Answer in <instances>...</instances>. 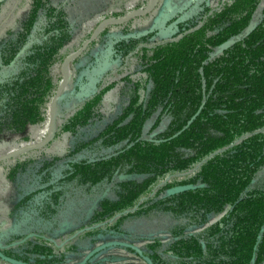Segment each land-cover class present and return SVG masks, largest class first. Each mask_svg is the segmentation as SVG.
<instances>
[{"label":"trees","instance_id":"obj_1","mask_svg":"<svg viewBox=\"0 0 264 264\" xmlns=\"http://www.w3.org/2000/svg\"><path fill=\"white\" fill-rule=\"evenodd\" d=\"M12 2L0 0V19ZM19 7L22 13L0 31V139L15 144L38 141L32 129L47 120L65 75L59 63L74 50L66 49L77 30L61 3L20 0ZM188 8L166 40H157L156 29L131 34L128 24L117 37L103 30L100 44L108 43L114 64L127 62V69L100 80L58 120L55 138L68 135L63 155L42 149L8 166L0 203L12 228L0 241L34 236L2 250L4 256L73 264L107 236L138 225L133 233L152 235L148 264H264V0H222L215 8L192 0ZM250 23L249 35L217 52ZM94 45L70 64L72 81L94 64ZM107 94L112 102L104 106ZM160 121L161 140L144 133L147 123ZM182 185L200 187L168 194ZM67 222L74 238L62 249L46 241L61 236Z\"/></svg>","mask_w":264,"mask_h":264},{"label":"rangeland","instance_id":"obj_2","mask_svg":"<svg viewBox=\"0 0 264 264\" xmlns=\"http://www.w3.org/2000/svg\"><path fill=\"white\" fill-rule=\"evenodd\" d=\"M128 1L129 0H124L119 5L113 6L112 8H110V10L107 11L106 16L107 17H121V16L129 13L132 10L143 8L146 5V3L148 2V0H139V2H137L131 9L126 10L124 8V5ZM184 1L187 4L191 3L190 2L191 0H184ZM184 1H183V4H184ZM201 1L206 3L208 6L215 8L218 6V4L222 0H201ZM19 3H20V0H13V2L11 4L10 11L8 13H6V15L0 19V31L4 27L7 26L12 15H15L16 12L20 13V14L22 13L21 7H19ZM181 3L182 2L180 0L179 4H181ZM183 4L180 5V7L177 6L173 10L172 14L170 16H167V17L161 16L158 12H156L154 14V16H152V18H151L152 21L150 20L151 22H148V23L141 25L140 29H138L136 27L133 28L131 21H130L127 23L128 24L127 30L131 31V34H133V33L139 34V33H143V32H146L148 30H151V29H156L158 31L157 40H159V41L166 40V39L170 38L171 35L173 34V32L175 31L174 27L170 26L171 23L176 18H181L182 16H187L188 11L190 10L188 7L184 9L185 5H183ZM107 17H105V18H107ZM92 20L93 19H91V18L85 19V20L81 21V23L78 25V27L82 30L81 33L82 32L85 33L86 38L90 35L91 31L94 28V21H92ZM87 22L92 23L91 30H89L90 33H88V34H87L88 28H87V24H86ZM120 29L121 28H118L117 30L109 32L108 35H110L112 37H117V36H119ZM82 42L78 45H74V43H72L66 50L69 51L71 49H74V50L78 49L80 47V45L82 44ZM106 48H109V45L104 47V49H106ZM103 53H102V55H103ZM82 64H83V59H80L78 62V65L82 66ZM114 65L115 64H112V62H110V61H107V63H106V60L104 58H103V61L99 58L97 60H94V64L89 69H83L80 71V73L77 76H75V78H74L75 82L73 81V86L75 88V86L77 85L76 86L77 90H73V88H72V91L70 93H67L65 95L63 94L61 99H63V98L64 99L61 101L60 106L63 107L65 105H67L69 101H70V105H75V104L83 101L85 98H87L91 94H93L97 89V87H96L97 83L103 79L104 74H106V73L109 74L108 72L113 69ZM110 73H112V71ZM72 75H73V70H72ZM57 82H58V79L55 80L56 84H57ZM111 102H112L111 101V94H107L104 98V104L106 106H108L109 103H111ZM46 126H47V123H44L40 127L32 129L34 131L35 136L38 138V140L43 139L44 134H45V130H46ZM39 129H44V131H40ZM32 132L30 131L28 133L32 134ZM61 137H62V135H60L53 142V144L50 147H48L46 150H51L52 147L55 146L56 143L60 142ZM27 143H29V142H27ZM27 143L20 142V143L15 144V141L13 139L1 138L0 139V155L11 150V149H13V148L20 146L21 144H27ZM58 148H59L58 151L61 154L65 152V149H66L65 146L63 147V149L60 146ZM11 164H13L12 161L0 163V193H2V194L5 191L4 190L5 189V175L7 173L8 166H10ZM5 213H6L5 206L0 203V234L4 233V232H6L12 228V223H11V221H9L6 218ZM67 223H69V222H67ZM73 230L74 229H70L66 234L58 236L56 238H48V239H46V241H48L51 244L62 249L69 240L74 238V234H71L73 232ZM87 250L85 252H83L79 257L72 258L71 263H73V264L79 263L80 260L82 259L81 257L83 256V254H85L87 252ZM110 255H114L115 257L119 258V260L121 262H127L128 260H130V257L128 255L125 256V253L123 251H121L120 249H118L116 246H111V247L105 249L104 251H101V253H99L96 256V258H97V261L102 264L104 259H105L104 262L105 263L107 262L106 261L107 258L103 259V256L108 257ZM120 261L117 264L121 263ZM0 263L8 264V263H5L1 260H0Z\"/></svg>","mask_w":264,"mask_h":264},{"label":"water","instance_id":"obj_3","mask_svg":"<svg viewBox=\"0 0 264 264\" xmlns=\"http://www.w3.org/2000/svg\"><path fill=\"white\" fill-rule=\"evenodd\" d=\"M157 1L158 0H148V2L146 3V5L143 8L132 10L129 13H127L121 17L104 18L99 23H97V25L91 31L90 35L82 42V44L80 45V47L77 50L69 53L68 55H66L62 59V61L60 63V68L63 72H65V75L59 81L56 89L54 90L53 96L50 99V103L48 105L47 120H46L47 126H46V131H45L43 139L37 143H27L24 146H18L16 148H13V149L1 154L0 155V163L7 162V161H13L14 159H16L22 155H25L27 153L42 150L55 139L56 133H57L58 120L63 119L65 117V113H60L58 111V103H59L60 99L62 98V95L64 94L66 86L71 81V74L68 73V71L66 72L68 65H70L76 59H78L88 49V47L100 37V34L103 32V30L105 28H107V27H121V26L127 24L128 22H130L134 19L142 18V17L149 15L150 13H152L155 10V8L157 6ZM185 18H186V16H182L181 18H176L171 23L170 26L174 27V30L176 31L177 26L183 20H185ZM254 27H255V23H250L248 25V27L246 28V30L244 31L243 35H239L234 39H229V40L225 41L224 43H222L218 47L217 52H222V51L226 50L231 45H233L236 41L240 40L241 37H245V36L249 35L250 32L253 31ZM202 106H203V104L198 109V111L195 113V115L188 121V123L186 124L185 127H188L192 123V121L199 115ZM123 177L129 178V177H131V175H127V176H123ZM197 187H200V186H194V185L176 186V187L170 189L168 191V194H177V193L185 192L187 190L196 189ZM70 229H71V223H63L61 225L60 229L58 230V234L64 235ZM33 236H34V234H29L26 237H24L23 239H21L20 241L14 242V243L10 244L9 246H13V245H17L19 243H23L25 240H27L28 238H31ZM111 246L127 247V248H130V249L134 250L135 252H138L139 254H141V251L137 247H135L131 244H128V243H124L122 241L113 240V241L100 243V244L94 246L93 248H91L90 250H88L87 253H85L84 257L80 260V262L78 264H87L95 255L99 254L101 251H104L105 249H107ZM6 247H8V246H3L0 244V260L1 261L8 263V264H28V263H23V262H20V261H17V260H14L12 258L4 256L3 253L1 252V250L6 248Z\"/></svg>","mask_w":264,"mask_h":264},{"label":"crops","instance_id":"obj_4","mask_svg":"<svg viewBox=\"0 0 264 264\" xmlns=\"http://www.w3.org/2000/svg\"><path fill=\"white\" fill-rule=\"evenodd\" d=\"M55 3H61L64 5V8L68 14L69 20L76 25L77 30H76V35L74 38V45H78L80 44L82 41H84V39L86 38L85 33H81V29L78 27V25L81 23V21L85 20V19H93L92 21H94V27L95 25L101 21L102 19H104L105 17H107V11L110 10V8H112L113 6H117L119 5L122 1L124 0H53ZM180 0H158L157 1V6L155 8V10L150 13L149 15L142 17V18H138V19H134L131 21L132 27L133 28H138L140 29V26L151 22L152 21V16H154V14L156 12H158L161 16H170L173 12V10L178 6L180 7V5L183 4L184 0H181V4H179ZM137 2V0H129L127 3V6H132ZM192 3V0L190 1ZM191 3L187 4L184 1L185 8L190 7L189 5H191ZM151 20V21H150ZM108 31L107 34L109 32H112L114 30H117L118 28H122V27H107ZM120 32V31H119ZM80 35V36H79ZM111 37V36H110ZM112 38V37H111ZM110 38V39H111ZM76 40V41H75ZM109 44L107 43L104 47L108 46ZM103 45L100 44V40L98 39L97 42H95V45L93 46L92 49L93 50V54L95 56V60H97L98 58L101 59L103 61V58L107 61L112 62V64H114L113 60H112V54L110 51V48H106L104 49ZM104 52V53H103ZM103 53V55H102ZM115 66H113V71L112 73H109L106 78L107 79H114V78H118V74L116 73ZM86 69V68H84ZM89 69V68H87ZM55 144V143H54ZM51 146V145H50ZM61 147L63 149V147L65 146L67 149L68 146V135L63 134L60 142L56 143L55 146L52 147V151H56L59 155H63L64 153H60L58 151V147ZM65 149V151H66ZM2 264V263H0Z\"/></svg>","mask_w":264,"mask_h":264},{"label":"flooded vegetation","instance_id":"obj_5","mask_svg":"<svg viewBox=\"0 0 264 264\" xmlns=\"http://www.w3.org/2000/svg\"><path fill=\"white\" fill-rule=\"evenodd\" d=\"M88 33H90V32H87V34ZM100 38V37H99ZM98 38V39H99ZM98 39L95 41V42H97L98 41ZM94 42V43H95ZM75 50H77V49H75ZM75 50H73V51H75ZM73 51H71V52H73ZM71 52H69V53H71ZM68 53V54H69ZM67 54V55H68ZM84 54V53H83ZM82 54V55H83ZM81 55V56H82ZM61 63V62H60ZM60 63H59V65H60ZM72 68V67H71ZM117 69H119L120 71H123V70H126L127 69V62H125L123 65H122V67H119V68H117V66H115V71L117 70ZM117 73V72H116ZM108 74L106 73V74H104V77H103V79L101 80V82L102 83H104L105 81H107V80H109V79H107L106 78V76H107ZM72 81V80H71ZM70 81V82H71ZM59 83V82H58ZM72 83V86H73V81L71 82ZM58 85V84H57ZM97 85H98V83H97ZM97 85H96V87H97ZM73 90H76V87L74 88V86H73ZM97 90V89H96ZM96 92V91H95ZM94 92V93H95ZM92 95V94H91ZM105 98V97H104ZM64 99V98H63ZM63 99H60V101H59V103H58V111L60 112V113H65V117L67 116V114L69 113V111L71 110V109H73L74 107H76L77 106V104H79V103H77V104H75V105H70V101L68 102V104L67 105H65V106H63V107H61L60 106V104H61V101L63 100ZM66 100V99H65ZM66 103V102H65ZM64 104V103H63ZM103 105L105 106V104H104V100H103ZM69 106V107H68ZM60 109V110H59ZM48 111V110H47ZM64 117V118H65ZM63 118V119H64ZM62 119V120H63ZM46 123V122H45ZM153 124H154V122L153 123H151V124H149V123H147L145 126H144V133L146 134H148L152 139H154V140H161L160 139V135H162L163 133H164V130H165V123L163 122V121H160L159 123H158V125L156 126V127H154L153 128ZM46 131V130H45ZM58 138V137H57ZM57 138H55L49 145H47L44 149H47L48 147H50V145H52L53 144V142L57 139ZM25 145V144H24ZM67 150V149H66ZM66 152V151H65ZM8 162V161H7ZM12 162H14V160L12 161ZM127 175H131V177H127V178H124L123 176H127ZM118 177L120 178V179H123V180H131V179H135L137 176L136 175H133V174H122V175H118ZM169 179H170V177L168 176L167 178H166V180L165 181H163V183H162V185H164L165 183H167V181H169ZM160 188V185H159V187H158V189ZM174 188V187H173ZM157 189V188H156ZM155 191L156 190H153V191H151L150 192V194H149V196L148 197H150V196H153L154 195V193H155ZM178 194V193H177ZM168 195V194H167ZM169 195H172V194H169ZM107 196V192H103V193H101L100 195H99V197H97V199L96 200H94L93 201V205H92V209H95L98 205H99V203L105 198ZM146 197H142V199L141 200H143V199H145ZM135 208V207H134ZM133 208V209H134ZM132 209V210H133ZM128 211V210H127ZM213 221V218H210V222H212ZM12 223V222H11ZM69 223H71V222H69ZM140 225H144L143 223H141ZM137 226L138 225H135V227L137 228ZM155 226V228L157 229V230H160V231H162V230H164V225H162V226H160V227H158V224H155L154 225ZM73 225H72V223H71V229H73ZM136 228H126V229H124L125 231H129V232H123V233H120V234H114V235H109V236H107L106 237V239L104 238L103 239V241H101L100 243H103V242H108V241H113V240H117V241H122V242H124V243H128V244H131V245H133V246H135V247H137L140 251H141V254H139L138 252H135L134 250H132V249H130V248H127V247H117L118 249H120L121 251H123L124 253H125V256H129L130 257V260H128L127 262H121L120 260H119V258H117V257H115L114 255H110V256H103V259L104 258H107L106 259V263L104 262L105 261V259H104V261H103V263L102 264H117L119 261L121 262V263H119V264H125V263H136V264H148V260L146 259V256H145V245H146V242H147V240H150L151 238H152V235H141V234H136V233H133L134 231H136ZM100 243H98V244H100ZM0 244L1 245H3V246H8V247H6V248H4V249H2V250H6V249H9V248H12L13 246H9L10 244H12V243H10V244H3L1 241H0ZM97 244V245H98ZM1 250V251H2ZM87 253V252H86ZM85 255V254H84ZM84 255L82 256V258L84 257ZM97 256V255H96ZM96 256H94L92 259H94V258H96ZM91 259V260H92ZM90 260V261H91ZM89 261V262H90ZM93 262H96V263H94V264H101V263H99L98 261H97V258L95 259V260H92V263ZM78 264V263H77Z\"/></svg>","mask_w":264,"mask_h":264},{"label":"built area","instance_id":"obj_6","mask_svg":"<svg viewBox=\"0 0 264 264\" xmlns=\"http://www.w3.org/2000/svg\"><path fill=\"white\" fill-rule=\"evenodd\" d=\"M137 2H139V0H138ZM137 2H136V3H137ZM127 3H128V2H127ZM127 3L124 5V8H125L126 10L131 9V8L136 4V3H135V4L132 5V6H127ZM86 24H87V28H88V32H89V30H91L92 23H91V22H87Z\"/></svg>","mask_w":264,"mask_h":264},{"label":"bare ground","instance_id":"obj_7","mask_svg":"<svg viewBox=\"0 0 264 264\" xmlns=\"http://www.w3.org/2000/svg\"><path fill=\"white\" fill-rule=\"evenodd\" d=\"M67 71H68V73H70L71 76H72V71H71L70 65H68L66 72H67ZM41 140H42V139H41ZM41 140H38V141H36V142H30V143H37V142H39V141H41ZM25 145H26V144H25ZM23 146H24V145H23Z\"/></svg>","mask_w":264,"mask_h":264}]
</instances>
